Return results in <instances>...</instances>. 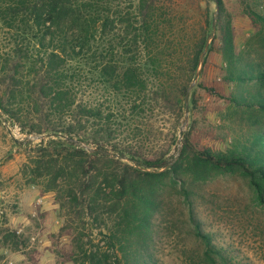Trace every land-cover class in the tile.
Wrapping results in <instances>:
<instances>
[{
    "label": "trees",
    "instance_id": "obj_1",
    "mask_svg": "<svg viewBox=\"0 0 264 264\" xmlns=\"http://www.w3.org/2000/svg\"><path fill=\"white\" fill-rule=\"evenodd\" d=\"M185 1L0 0V114L44 136L19 143L20 175L53 195L72 264H160L156 248L180 224L200 246L191 264H240L199 210L221 174L242 176L264 203V0H241L256 28L250 52L220 28L222 0H198L194 21ZM216 14L227 79L256 83L231 97L225 119L248 133L218 151L198 148L192 127L180 137L198 91L216 95L191 88ZM1 235L24 245L16 231Z\"/></svg>",
    "mask_w": 264,
    "mask_h": 264
},
{
    "label": "rangeland",
    "instance_id": "obj_2",
    "mask_svg": "<svg viewBox=\"0 0 264 264\" xmlns=\"http://www.w3.org/2000/svg\"><path fill=\"white\" fill-rule=\"evenodd\" d=\"M197 1L184 2L193 21L201 20L203 14V9L197 8ZM222 2L224 14L220 28L225 31L229 25L237 50L244 47L250 52L245 46L256 28L244 13L241 0ZM200 4L204 8V3ZM211 9L216 10L214 3ZM214 36L216 39L209 45L206 64L195 85L213 88L216 95L198 91L199 107L197 112L187 114L183 132L192 127L190 138L198 148L218 151L225 149L232 139L248 133L247 126L240 129L225 119L231 97H249V93L255 92L256 83L248 82L240 87L227 79L217 22ZM36 137L23 134L16 124L0 114V264H72L70 236L60 232L62 221L53 195L43 193L38 186L26 185L20 175L26 152L19 143L36 144L42 139ZM204 196L206 203L200 208L199 216L206 230L216 235L217 243L232 250L240 264H264V203L248 182L240 175L221 174L205 183ZM4 229L22 235L24 245L18 250L3 246ZM199 249L194 234L180 224L179 230L158 245L156 255L160 264H191V256Z\"/></svg>",
    "mask_w": 264,
    "mask_h": 264
},
{
    "label": "water",
    "instance_id": "obj_3",
    "mask_svg": "<svg viewBox=\"0 0 264 264\" xmlns=\"http://www.w3.org/2000/svg\"><path fill=\"white\" fill-rule=\"evenodd\" d=\"M217 11V10H216ZM216 21H217V14H216V16H215V18H214V20H213V29H212V33H211V35L207 38V40H206V44H205V47H204V50H203V52L201 53V55H200V66H199V69H198V71H197V73H196V75H195V78H194V80H193V83H192V85H191V88L195 85V83L197 82V80H198V78H199V76H200V73H201V70H202V67H203V64H204V57H205V55H206V53H207V51H208V48H209V45H210V42H211V40H212V38H213V35H214V32H215V30H216ZM188 99H189V94H187V96H186V113L188 112ZM185 125H186V122L182 125V127H181V134H180V137H181V135H182V132H183V129L185 128ZM44 136H37L36 138H38V139H41V138H43Z\"/></svg>",
    "mask_w": 264,
    "mask_h": 264
}]
</instances>
